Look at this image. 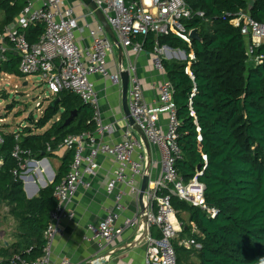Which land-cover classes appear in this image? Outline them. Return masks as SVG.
<instances>
[{
    "label": "trees",
    "instance_id": "obj_1",
    "mask_svg": "<svg viewBox=\"0 0 264 264\" xmlns=\"http://www.w3.org/2000/svg\"><path fill=\"white\" fill-rule=\"evenodd\" d=\"M193 10L185 21L188 29L197 28L201 39L190 46L180 37L154 33L138 35L144 49L154 53L156 45L194 51L196 60L163 59L164 70L174 86L180 126L178 142L182 158L176 163L186 182L198 171L205 184V201L217 208L210 217L200 207L173 196L172 205L183 221V237H194L202 243L200 250H189L174 242L178 264L194 254L197 264H264V46L249 61L248 40L231 20L239 11H249L264 22V0H185ZM27 4V0H0L3 11L0 32L8 26ZM203 12V16L197 13ZM45 25L36 23L26 31L30 43L40 40ZM20 57L7 55L1 70L25 76L19 69ZM190 68L194 79L187 72ZM196 90L193 95V90ZM59 102L55 104V101ZM192 102V105H191ZM77 115L65 125L73 111ZM92 108L71 91L63 90L31 126L19 132L0 126L4 142L0 145V211L9 207L16 222V240L0 248V264H12L19 254L36 259L45 254L44 233L56 208L54 188L69 172L74 150L64 158L53 183L42 188L39 195L28 198L24 182L14 174L25 168L29 158L42 159L52 155L69 135L94 132ZM48 124L51 126L42 133ZM200 126V132L197 131ZM19 134V139H17ZM21 149L20 159L13 156L15 147ZM206 156V159L204 158ZM205 168L203 169V167ZM200 167V168H199ZM187 212L200 234L191 233V225L182 218ZM153 233L156 234L154 230Z\"/></svg>",
    "mask_w": 264,
    "mask_h": 264
},
{
    "label": "built area",
    "instance_id": "obj_2",
    "mask_svg": "<svg viewBox=\"0 0 264 264\" xmlns=\"http://www.w3.org/2000/svg\"><path fill=\"white\" fill-rule=\"evenodd\" d=\"M102 10L113 28L117 38L125 48L139 53L144 50V43L135 41L138 35L154 33L156 36L174 34L192 45L191 30L185 21L192 18L193 10L185 0H94ZM203 16V12L197 13ZM231 22L240 27L241 34L247 38V56L249 61L262 62V57H254L256 50L264 46V22L255 19L249 11H239ZM36 23L45 25L40 40L30 43L26 36L28 28ZM79 23L73 7L64 4V0H45L36 6L34 0L20 12L16 21L0 32V64L7 59L9 48L20 57L19 69L25 75L40 74L53 94L68 90L78 95L93 110L94 132L69 135L62 143L74 150V159L68 174L55 185L54 197L56 208L51 212L50 222L44 233L47 241L45 254L36 259L23 258L19 254L12 259V264H51L50 247L55 237L61 232V223L72 220L75 213L69 209V202L80 187L90 188L97 178L100 168L98 156L109 155L114 158L116 167L106 181L105 190L114 194V205L111 211L98 223L88 225L89 233L84 236L99 244L102 250L122 235L126 228L136 227L146 231V264H178L174 242L182 225L172 205V197L176 196L189 204L200 207L208 216L216 217L219 210L210 207L205 201V184L198 173L188 182L181 176L176 163L182 158V148L178 142L180 121L174 100V86L166 80L160 87V98L157 106H150L145 99L143 85L136 74L135 64H130L128 88V105L134 122L144 131L150 144L159 148L162 154V169L158 178L148 186L143 195L137 216L125 218L118 224L125 209L126 192L141 196L139 178L145 174L144 143L136 137L134 126L128 122L123 132L125 138L117 142L104 139L105 134L121 131L118 122L105 124L102 118L100 100L92 75L99 74L111 84L122 88L121 72H112L108 66L109 58L115 51L116 44L109 37L104 26L99 22L96 29L89 30L91 43L80 45L77 41ZM166 46L156 45L153 62L157 69L164 70L163 59ZM173 53L177 49H173ZM181 52V50H180ZM188 58L196 60L192 51ZM187 72L194 79L190 68ZM193 90V95L195 93ZM192 105V102H191ZM161 114H167V129L160 123ZM201 128L197 125V131ZM19 139V134H17ZM4 139L0 134V145ZM51 147L48 151H51ZM21 149L17 145L13 156L20 159ZM206 159V156H204ZM0 160V165L2 164ZM26 164L20 166L25 168ZM205 166L203 167V169ZM14 174L23 179V172ZM122 186V187H119ZM117 188L119 190H117ZM138 217L147 222L139 223ZM156 231V234L153 231ZM182 246L200 250L202 243L194 237L182 241ZM94 261L92 260V263ZM56 264H73L66 257Z\"/></svg>",
    "mask_w": 264,
    "mask_h": 264
},
{
    "label": "crops",
    "instance_id": "obj_3",
    "mask_svg": "<svg viewBox=\"0 0 264 264\" xmlns=\"http://www.w3.org/2000/svg\"><path fill=\"white\" fill-rule=\"evenodd\" d=\"M43 1L45 0H34V3L38 7L42 5ZM64 4L68 7H73L78 18L77 41L82 46L89 45L91 43L89 30L91 28L96 29L100 21L82 0H64ZM19 14L10 24L16 21ZM2 19L3 11L0 10V26ZM115 47L114 53L109 58L108 66L110 70L112 72H121L123 69L127 70L131 63L135 64L136 74L143 85L146 101L150 106H157L160 98V87L164 81L169 79L165 71L155 67L153 62L154 54L145 49L142 52L135 53L131 48L127 49L123 46V51L121 52L117 46ZM166 47L169 49L166 50L164 58L177 59L180 57L182 60L184 53L180 52V49L173 53L171 47ZM9 54L18 55L12 48H9L7 55ZM92 80L95 83L100 100L103 122L105 124L118 122V125L122 128L121 131L105 134L104 139L111 143L121 141L125 138L122 131L127 129L129 122L123 105L122 88L111 84L108 79L99 74L92 75ZM160 123L163 128L167 129V114H161ZM50 126L51 124H48L45 129L38 133L44 132ZM20 130L12 131L8 129V131L12 132H19ZM134 135L143 140L138 132H134ZM143 143L145 174L139 178L140 188L145 185L152 186V183L158 178L163 164L159 148L152 144L147 147L144 140ZM51 152L52 155L45 156L42 159L29 158L26 161L25 166H28V168L25 167L22 180L28 198L38 196L42 188L53 183L60 171L64 158L71 150L61 144L58 149L51 150ZM48 157L58 160L55 163V167L50 164ZM97 159L100 163V168L97 178L92 182V186L90 188L80 187L68 204L69 209L75 213V217L70 221L64 220L61 223V232L56 235L49 250L51 264H56L63 257L71 259L73 264H146V241L143 237L146 231H139L140 229L136 227L126 228L122 235L116 238L106 250H102L97 242L84 238L89 233L88 225L100 222L112 210L115 199L114 194H108L105 190L106 181L116 167L114 158L103 154L98 156ZM148 164H150V171H147ZM147 174L149 175L148 178L145 176ZM46 179L50 180V183ZM117 190L119 189L117 188ZM124 205L125 209L118 224H122L125 218L137 216L141 207L140 197L137 198L135 195L126 192ZM3 207L8 208L7 216L11 217L9 207ZM1 218L2 216H0V220ZM182 218L187 224L191 225V233L200 234L196 225L190 221V216L187 212L182 213ZM11 219L14 227L6 228L0 226V248L10 245L16 240V222L13 217ZM138 220L140 224L144 223V219L142 220L138 217ZM179 221L182 225V230L175 242L179 246L184 247L182 246V241L188 237H183L184 225L183 221L180 219ZM182 259L184 264H197L199 261L194 254H191L190 257L184 256ZM92 260L94 261L93 263Z\"/></svg>",
    "mask_w": 264,
    "mask_h": 264
},
{
    "label": "rangeland",
    "instance_id": "obj_4",
    "mask_svg": "<svg viewBox=\"0 0 264 264\" xmlns=\"http://www.w3.org/2000/svg\"><path fill=\"white\" fill-rule=\"evenodd\" d=\"M181 52L184 53L182 50ZM185 56L183 54L182 60H185ZM177 59L181 60L180 57ZM55 98L56 94L51 93L40 74L17 76L2 72L0 75V126L7 125L9 127L4 129L12 131L31 126L30 117L38 120ZM48 160L53 167L58 161L52 157H48ZM46 181L50 183V180L46 179ZM39 187L42 188L40 185ZM7 215L8 208L3 207L0 226L12 228L14 227L12 216Z\"/></svg>",
    "mask_w": 264,
    "mask_h": 264
},
{
    "label": "water",
    "instance_id": "obj_5",
    "mask_svg": "<svg viewBox=\"0 0 264 264\" xmlns=\"http://www.w3.org/2000/svg\"><path fill=\"white\" fill-rule=\"evenodd\" d=\"M86 6H88L95 14V16L97 17V19L100 21V23L104 26L105 30L107 31L109 37L112 39V41L116 44V46L120 49V51H123L122 48V44L119 41V39L117 38L113 28L111 27L110 23L107 21L105 15L103 14L102 10L98 7V5L96 4V2L94 0H82ZM191 37L193 38V40L197 39L200 40L201 36L200 33L198 31L197 28H194L191 30L190 32ZM184 54H186V52L184 51ZM1 64H0V75H1ZM121 77H122V98H123V105L125 108V113L127 115L128 121L131 125L134 126V129L136 130V132H138L141 137L143 138L145 144L147 147L150 146V142L148 140V138L146 137L144 131L134 122L133 117L131 116L130 110H129V105H128V88H129V78H130V74L128 70L123 69L121 71ZM59 102V99H57L55 101V104H57ZM77 115V111H73L71 113V115L69 116V118L66 120L65 125H69L73 119L75 118V116ZM200 168V167H199ZM147 171H150V164H148L147 166ZM149 173V172H148ZM147 178L149 177V175H145ZM148 187V185H145L141 188V196H140V201H141V206L143 207V195L144 192L146 190V188ZM144 222L146 224L147 220L146 218H144ZM146 233V232H145ZM145 236V234H144ZM143 236V237H144Z\"/></svg>",
    "mask_w": 264,
    "mask_h": 264
},
{
    "label": "bare ground",
    "instance_id": "obj_6",
    "mask_svg": "<svg viewBox=\"0 0 264 264\" xmlns=\"http://www.w3.org/2000/svg\"><path fill=\"white\" fill-rule=\"evenodd\" d=\"M149 1V0H148Z\"/></svg>",
    "mask_w": 264,
    "mask_h": 264
}]
</instances>
